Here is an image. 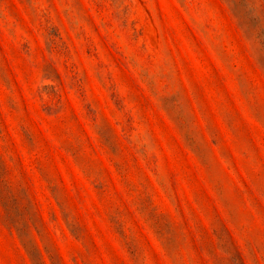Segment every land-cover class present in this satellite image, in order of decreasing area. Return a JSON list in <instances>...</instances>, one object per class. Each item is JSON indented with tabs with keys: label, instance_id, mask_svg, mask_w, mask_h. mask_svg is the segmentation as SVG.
<instances>
[{
	"label": "rangeland",
	"instance_id": "obj_1",
	"mask_svg": "<svg viewBox=\"0 0 264 264\" xmlns=\"http://www.w3.org/2000/svg\"><path fill=\"white\" fill-rule=\"evenodd\" d=\"M0 264H264V0H0Z\"/></svg>",
	"mask_w": 264,
	"mask_h": 264
}]
</instances>
